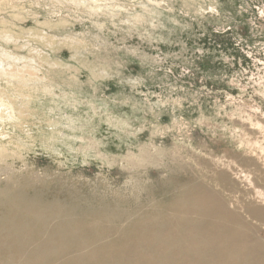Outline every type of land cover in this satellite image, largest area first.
Masks as SVG:
<instances>
[{"label":"rangeland","instance_id":"374dc122","mask_svg":"<svg viewBox=\"0 0 264 264\" xmlns=\"http://www.w3.org/2000/svg\"><path fill=\"white\" fill-rule=\"evenodd\" d=\"M176 162L264 210V0H0V189L144 202Z\"/></svg>","mask_w":264,"mask_h":264},{"label":"bare ground","instance_id":"6f19581e","mask_svg":"<svg viewBox=\"0 0 264 264\" xmlns=\"http://www.w3.org/2000/svg\"><path fill=\"white\" fill-rule=\"evenodd\" d=\"M172 168L158 188L140 186L144 202L25 177L0 189V264H264V210L243 218L199 172ZM216 180L232 186L225 174Z\"/></svg>","mask_w":264,"mask_h":264}]
</instances>
